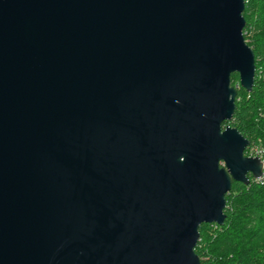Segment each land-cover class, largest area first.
I'll return each instance as SVG.
<instances>
[{
  "label": "water",
  "instance_id": "obj_1",
  "mask_svg": "<svg viewBox=\"0 0 264 264\" xmlns=\"http://www.w3.org/2000/svg\"><path fill=\"white\" fill-rule=\"evenodd\" d=\"M245 0H0V264H203L256 57Z\"/></svg>",
  "mask_w": 264,
  "mask_h": 264
},
{
  "label": "trees",
  "instance_id": "obj_2",
  "mask_svg": "<svg viewBox=\"0 0 264 264\" xmlns=\"http://www.w3.org/2000/svg\"><path fill=\"white\" fill-rule=\"evenodd\" d=\"M244 34L256 57V76L252 92L232 75L238 89L233 119L224 126L237 127L253 147L264 150V0H245ZM223 225L204 223L196 252L203 264H264V179L249 185L235 182L226 195Z\"/></svg>",
  "mask_w": 264,
  "mask_h": 264
},
{
  "label": "built area",
  "instance_id": "obj_3",
  "mask_svg": "<svg viewBox=\"0 0 264 264\" xmlns=\"http://www.w3.org/2000/svg\"><path fill=\"white\" fill-rule=\"evenodd\" d=\"M250 156H259L264 164V150L259 147H253L250 151ZM264 179L263 177L256 179L257 181Z\"/></svg>",
  "mask_w": 264,
  "mask_h": 264
}]
</instances>
